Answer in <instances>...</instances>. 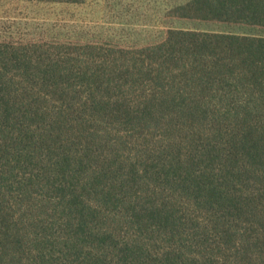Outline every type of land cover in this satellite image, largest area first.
Wrapping results in <instances>:
<instances>
[{"label":"rangeland","instance_id":"obj_1","mask_svg":"<svg viewBox=\"0 0 264 264\" xmlns=\"http://www.w3.org/2000/svg\"><path fill=\"white\" fill-rule=\"evenodd\" d=\"M194 1L0 0V264H264V60L214 38L264 23Z\"/></svg>","mask_w":264,"mask_h":264},{"label":"trees","instance_id":"obj_2","mask_svg":"<svg viewBox=\"0 0 264 264\" xmlns=\"http://www.w3.org/2000/svg\"><path fill=\"white\" fill-rule=\"evenodd\" d=\"M195 4L206 17L222 22L262 24L264 23V0H195ZM221 45L223 60L234 55L242 64L250 58L264 60V38L248 35H215ZM203 48L209 49L208 45Z\"/></svg>","mask_w":264,"mask_h":264}]
</instances>
